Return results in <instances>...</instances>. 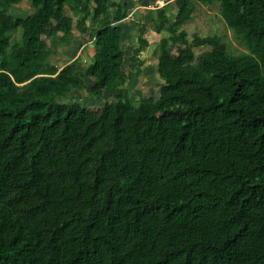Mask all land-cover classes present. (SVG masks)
Masks as SVG:
<instances>
[{
    "label": "trees",
    "instance_id": "1",
    "mask_svg": "<svg viewBox=\"0 0 264 264\" xmlns=\"http://www.w3.org/2000/svg\"><path fill=\"white\" fill-rule=\"evenodd\" d=\"M20 2L0 0V264H264V0L148 8L172 34L155 50L172 75L137 102L125 62L147 40L124 47L133 0ZM198 2H218L255 55L178 28ZM67 6L95 52L43 72L40 31L70 35ZM87 78L114 96L96 115L74 100Z\"/></svg>",
    "mask_w": 264,
    "mask_h": 264
},
{
    "label": "rangeland",
    "instance_id": "2",
    "mask_svg": "<svg viewBox=\"0 0 264 264\" xmlns=\"http://www.w3.org/2000/svg\"><path fill=\"white\" fill-rule=\"evenodd\" d=\"M168 4L169 13L174 14L176 12L174 0H155L150 2L149 0H133L132 8H135L133 10L130 8L128 10L129 15L123 19V22L129 29V34L124 39V47L126 49H129V47L132 49L139 45L138 38L140 36L147 40V43L143 45L142 57L135 64H132V66L130 60L128 61L127 59L125 62V70L132 74L131 79L126 85L129 88L130 95L136 102L139 100L138 90H141L145 95H151L150 92L156 94L160 81L165 82L172 75L169 71L160 72L158 70V57L155 54L159 42L172 34L167 30L157 32L150 15L147 13L148 8L153 9ZM14 8L20 12L30 11V0H21ZM74 9L75 6H67V13L74 20V28L70 35L54 34L50 26H46L40 31L41 36L46 40V53L48 55V64L43 72L51 73V66L59 67L68 64L77 57L82 62L86 61V64L90 63L91 57L95 52L91 28L87 25L88 29L81 31L77 25L79 18L75 14ZM114 9L111 8V10ZM89 22L88 20V24ZM181 27L187 30L190 36L194 33H199L200 35L218 37L226 44L227 52L230 56L255 55L254 43L247 40L241 30L234 29L227 24L221 14L218 2L212 4L198 2L194 17L190 21L178 26V28ZM20 36L21 30H18L13 40H19ZM209 49L210 47L203 46L196 48V52L200 55ZM93 82L91 78H87L85 89L74 90L73 94L75 96L74 100L87 104L92 111V115H96L106 102L114 99V96L102 91ZM91 92L95 93L92 94ZM153 111V118L144 121V125L152 127L160 120V110L154 108Z\"/></svg>",
    "mask_w": 264,
    "mask_h": 264
},
{
    "label": "crops",
    "instance_id": "3",
    "mask_svg": "<svg viewBox=\"0 0 264 264\" xmlns=\"http://www.w3.org/2000/svg\"><path fill=\"white\" fill-rule=\"evenodd\" d=\"M157 32H158V31H157ZM161 32H162V31H161ZM65 65H66V64H65ZM62 66H64V65H62ZM62 66H59V68L62 67ZM57 67H58V66H57ZM161 83H163V82L160 81V84H161ZM157 90H159V88H157ZM157 90H156V91H157ZM150 93H151V95L156 96V94H157L158 92H157L156 94H155L154 92H153V93L150 92Z\"/></svg>",
    "mask_w": 264,
    "mask_h": 264
}]
</instances>
